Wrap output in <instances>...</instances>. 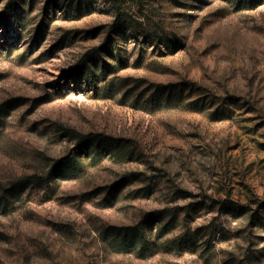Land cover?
Segmentation results:
<instances>
[{
  "label": "rangeland",
  "instance_id": "1",
  "mask_svg": "<svg viewBox=\"0 0 264 264\" xmlns=\"http://www.w3.org/2000/svg\"><path fill=\"white\" fill-rule=\"evenodd\" d=\"M0 264H264V0H0Z\"/></svg>",
  "mask_w": 264,
  "mask_h": 264
},
{
  "label": "trees",
  "instance_id": "2",
  "mask_svg": "<svg viewBox=\"0 0 264 264\" xmlns=\"http://www.w3.org/2000/svg\"><path fill=\"white\" fill-rule=\"evenodd\" d=\"M41 179H42V177H40ZM158 213H160V220H162V215H164V212H162V211H158ZM130 230H132V234H133V236L135 235H137L136 233H138V227H134V228H132V229H130ZM140 239H141V242H139L142 246H143V248H145V249H150V247H151V245L154 243L150 238H149V236H148V234L147 233H143V235L142 236H140ZM125 241H126V239L125 238H123L122 240H121V242L122 243H125ZM186 242L187 243H190V241L189 240H186ZM186 245H189V244H186Z\"/></svg>",
  "mask_w": 264,
  "mask_h": 264
}]
</instances>
